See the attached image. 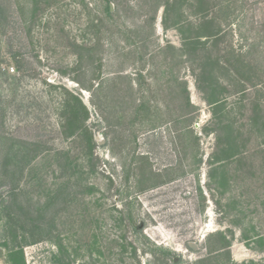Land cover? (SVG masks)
Here are the masks:
<instances>
[{
    "label": "rangeland",
    "instance_id": "rangeland-1",
    "mask_svg": "<svg viewBox=\"0 0 264 264\" xmlns=\"http://www.w3.org/2000/svg\"><path fill=\"white\" fill-rule=\"evenodd\" d=\"M0 7V264H264V0Z\"/></svg>",
    "mask_w": 264,
    "mask_h": 264
},
{
    "label": "trees",
    "instance_id": "trees-1",
    "mask_svg": "<svg viewBox=\"0 0 264 264\" xmlns=\"http://www.w3.org/2000/svg\"><path fill=\"white\" fill-rule=\"evenodd\" d=\"M16 4L19 5V2H16ZM2 11H3V9H2V7H0V13H2ZM2 19L4 21H6L7 17H4ZM75 104H76V106L79 107V109H74L75 113L73 114V118H71L69 120L68 124L72 129L76 128V129L81 131L82 128L84 127L83 122L86 120L88 112H87L86 108L84 107V105L78 99H76ZM79 110L84 114L82 119H80L79 115H77V113H76Z\"/></svg>",
    "mask_w": 264,
    "mask_h": 264
}]
</instances>
